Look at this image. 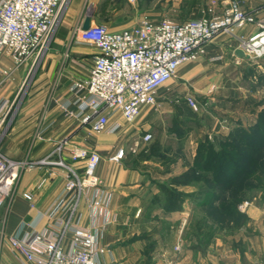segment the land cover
<instances>
[{
  "label": "crops",
  "instance_id": "obj_1",
  "mask_svg": "<svg viewBox=\"0 0 264 264\" xmlns=\"http://www.w3.org/2000/svg\"><path fill=\"white\" fill-rule=\"evenodd\" d=\"M259 1L243 6L264 20V0ZM101 2L70 1L29 100L1 142L2 152L15 159L40 158L65 139L69 162V149L75 147L96 149L102 154L97 173L112 193L109 214L93 213L84 205L81 209L82 225L93 228L100 243L108 248L101 257L105 264H264V200L251 202L245 211L246 224L229 230L225 222H217L211 214L212 206H220L219 200L207 197L212 183L194 176L201 172L196 166L200 141L226 137L238 128L249 130L257 123L264 102L249 106L245 95L233 98L232 89H226L231 105L211 110V121L204 124L201 110L195 111L178 100L182 93L191 91L189 80L204 73L209 80L215 78L211 67L214 62L222 59L228 64V55L237 60L247 58L236 53L240 37H249L258 27L239 29L235 35L218 34L204 56L183 64L160 88L157 106H144L132 122L119 117L121 129L114 135L103 134L84 121L86 114L80 111L70 89L75 79L88 77L99 52L96 45L80 39L79 28L88 15L91 24H99L96 15L103 12ZM139 7L136 9L141 10ZM143 15L141 10L113 29L131 27ZM0 64L14 67L9 56H2ZM26 68H16L14 77ZM207 83L202 86L196 82L194 89L203 92L206 87L208 94L217 91L213 80ZM11 88L10 83L5 96L11 97ZM146 132L153 135L148 142L142 139ZM121 145L127 147L125 156L118 162L111 161L109 157ZM50 171L49 166L22 171L12 195L0 208V264H32L14 254L9 237L42 229L47 223L41 214L48 211L66 184L65 175H52ZM25 192H30L33 199H27ZM32 221L34 225L30 226ZM198 222L202 224L198 226Z\"/></svg>",
  "mask_w": 264,
  "mask_h": 264
},
{
  "label": "built area",
  "instance_id": "obj_2",
  "mask_svg": "<svg viewBox=\"0 0 264 264\" xmlns=\"http://www.w3.org/2000/svg\"><path fill=\"white\" fill-rule=\"evenodd\" d=\"M70 1L0 0V58L9 56L14 64L13 68L0 64V146L15 112V98L4 95L13 71L22 65L32 71L41 63ZM215 7L211 5L200 17L185 21L143 15L137 24L119 30L105 24L80 27V39L96 45L99 52L88 77L75 79L70 89L91 129L97 133L117 132L122 127L119 117L132 122L144 106H157L160 88L176 76L183 64L204 56L208 44L220 33L235 35L239 29L256 25L255 33L240 37L238 48L247 58L264 57V20L237 0L223 5L222 11ZM187 102L198 111L193 97L188 96ZM152 138L151 132L142 137L145 142ZM67 144V140H61L48 154L35 159H15L0 148V208L24 170L49 166L52 175L61 173L66 177L62 193L41 214L47 219L43 228L14 233L9 242L18 258L32 264H105L101 257L108 248L100 243L93 228L82 225L81 209L84 205L93 213L109 214L112 193L97 173L103 156L96 149L75 147L69 149V162L65 158ZM125 150L119 146L109 159L120 161ZM24 196L33 199L30 192ZM249 205L244 201L239 209L245 212Z\"/></svg>",
  "mask_w": 264,
  "mask_h": 264
},
{
  "label": "rangeland",
  "instance_id": "obj_3",
  "mask_svg": "<svg viewBox=\"0 0 264 264\" xmlns=\"http://www.w3.org/2000/svg\"><path fill=\"white\" fill-rule=\"evenodd\" d=\"M230 1L233 0H135L134 2H131L130 0H102L100 9L103 10V12L97 14L96 16L99 24H105L109 28L113 29L118 23L129 20L130 17L134 15L136 16L139 12H141V10L153 19L169 18L175 21H183L189 18H197L203 15L206 9L211 5H216V10L222 11L223 5ZM237 1L240 2L244 9L246 8L243 5H245L246 2L250 1L253 4L260 2L259 0ZM138 5H140L139 8L141 10L136 9L138 8ZM66 10L67 8L64 10V15ZM200 12H202L201 15H199ZM53 41L47 53L52 49ZM228 56V58L231 59L228 64H225V62H223V60L221 59L217 62H214V64L211 66L217 74L215 78L212 79L213 82H215L218 86L216 92L208 94L206 91V87L203 88V92H196V90L194 89V85L196 86V82H199V84H201L202 86H207L209 84L207 82L212 81L209 80V78L204 77V73L198 75L196 78L189 80L188 86L191 91H189L188 94L182 93V97L178 98L180 102L188 103V96L193 98L196 97L197 99H194L196 100V103L198 105V111H202L201 114L203 116L201 117V119L202 123L204 124L210 123L211 116L209 115L211 110L213 111L217 110L218 108L221 109L227 107L228 105H231L230 101L226 100L229 97V95L226 93V89H232L234 94L233 98L234 96L241 97L245 95L247 104H249V106H253L259 102H264V57L258 59L245 58L244 60H237L231 55ZM42 62L43 60L32 71H29V68L27 66V68L19 76L14 77V75L12 74V88L9 93L11 92L12 99L15 98V112L10 122L8 132L12 130V127L14 126L16 121L20 118L22 109L23 107H25L26 103L29 100L31 88L37 75L40 72ZM15 70L16 69H14V71ZM165 122L166 125L170 123V116H167ZM102 133L107 134L108 132ZM114 134L115 133H112V135ZM163 134L167 135V132ZM219 140L220 137H217L211 141H213L215 145H218L217 143ZM124 147L125 149H127L126 146ZM263 200L264 186L248 193L242 202L249 201L251 204V202L261 203ZM241 226L242 225L240 224L237 226L236 224L231 223L227 227H230L228 228L229 230H235L240 228Z\"/></svg>",
  "mask_w": 264,
  "mask_h": 264
},
{
  "label": "trees",
  "instance_id": "obj_4",
  "mask_svg": "<svg viewBox=\"0 0 264 264\" xmlns=\"http://www.w3.org/2000/svg\"><path fill=\"white\" fill-rule=\"evenodd\" d=\"M217 144L208 138L200 141L196 166L201 172L194 176H203L213 185L206 194L220 201V206L211 208L216 221L243 226L248 219L238 205L248 193L264 186V109L255 126L238 128ZM201 224L198 222V226Z\"/></svg>",
  "mask_w": 264,
  "mask_h": 264
},
{
  "label": "water",
  "instance_id": "obj_5",
  "mask_svg": "<svg viewBox=\"0 0 264 264\" xmlns=\"http://www.w3.org/2000/svg\"><path fill=\"white\" fill-rule=\"evenodd\" d=\"M90 24H91V17H90V15H88L85 18V22L83 24V29H87L90 26ZM236 53L239 54V55H241V56H245V53H244V51H243L242 48H237L236 49Z\"/></svg>",
  "mask_w": 264,
  "mask_h": 264
}]
</instances>
